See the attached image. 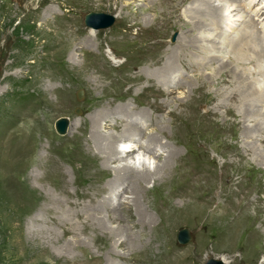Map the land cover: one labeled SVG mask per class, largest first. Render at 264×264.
Instances as JSON below:
<instances>
[{"label": "rangeland", "instance_id": "1", "mask_svg": "<svg viewBox=\"0 0 264 264\" xmlns=\"http://www.w3.org/2000/svg\"><path fill=\"white\" fill-rule=\"evenodd\" d=\"M122 1L131 3L130 9H125ZM150 1L153 0H0V264H58L60 258L76 259L79 263L83 261L82 264H89L80 250L74 248L72 252H67L63 248L67 241L75 244L78 239L88 247L90 252L88 254H92L90 258L99 257L102 264L108 260L112 249H116L120 254L134 256L132 247L119 245L121 240L119 238L103 245V249L99 250L96 242H93L92 231L78 237L68 235L60 242H49L35 233L33 229L35 225L32 222L34 218L44 217L60 225V220L53 213L46 214L47 216L42 214L45 205L43 202L38 203L47 198L43 192L55 193L57 189L53 185L55 179L51 180L52 176L48 178V183H45V189L42 187L43 183L38 184L39 182L33 180L36 176L32 173L38 172L36 164L40 155L53 159L58 165L44 164L38 174L44 176L48 169L58 170L61 173L60 181L65 182L67 188L65 193L60 191L61 200H68V208L75 210L76 207L77 213L83 206L78 199L75 201L77 197L74 196L80 182H86L96 190L100 189V184L110 183L109 179L113 178L110 173L109 178L102 179L106 173L104 167L107 160L91 143V134L94 132L97 134V130L100 136L118 133L114 130L113 121L120 118L119 115L112 119V126L103 122V127L100 126L101 129L97 130L95 129L99 125L95 124L96 120L93 118L100 110L112 111L116 108L115 97L118 100L123 98L118 104L128 102L126 104L137 107V115L139 109L148 114L153 113L152 107L146 104L148 102L157 104L163 102L168 105L161 104L155 107L161 114L158 115L160 119L152 127L154 134L151 140H154L155 145L157 143L160 145L162 139L164 144L168 143L172 147L167 150L162 149L161 145L158 156L144 158L153 168L159 161L165 159L171 149L178 148L176 164H173L179 175L167 180L161 192H151L142 200L143 207L146 206L149 213L155 216V223L159 221L160 215L156 209L163 206L160 202L162 203L164 199L170 201L176 199L178 205L188 202L195 205V211L187 209L181 214L178 213L170 218V223L163 229V234L167 235L178 254L184 258V263L206 264L208 259L215 258L223 260L225 264H264V139L261 140L263 142H259L260 132H257V135L253 134L254 138L250 139L249 134L244 133L234 118V113L240 111L241 107L244 109L254 105L251 101L253 97L246 98L244 93L240 95L242 92L234 97L232 88L238 90L239 83H235L238 79L231 73L227 78L226 71L220 74L217 72L220 62H233L228 60L229 55L232 56L229 54L231 47L227 46L229 38L237 34L249 19L264 21V10H260L264 2L212 0L215 5L221 7L220 11L224 15L235 9L231 16L236 13L232 18L233 23H237L236 29L233 33L224 31L223 27L199 30L202 35L211 38L221 34L216 38L222 44L216 41L212 42L213 46L212 43H208L202 48L208 55L217 54L221 60H215L208 65L206 60L199 58L198 61L203 63L200 69L185 68L179 64L178 69L182 76L172 74L167 78V81H171L169 85L176 87L173 91L174 96L168 98L158 94L157 90H142L143 84L138 85L140 81L134 77L143 76L137 73L141 72V69L142 72L149 70V79L161 81L158 76L164 65L158 67L156 62L160 59L169 60L171 57L177 60L178 55H167L166 49L171 43L175 44L178 37L188 34V39L194 38L198 29H190L189 24L175 17L172 8L164 6V0L156 1L155 6L151 5ZM247 1L251 5L254 4L250 9L238 8L242 2ZM192 2L193 0H188L181 4L180 13L188 21L191 20V8L197 6L191 4ZM229 5L230 9L227 10ZM255 7L259 10L251 13ZM145 8L147 11L141 14ZM91 12H103L113 15L115 19L111 26L95 29L99 31V36L89 44L94 43L96 46L86 47L91 29L86 24V15ZM134 12L139 14L138 19L133 15ZM223 18L226 19L217 17L212 21L217 20L220 25H225L228 21H224ZM261 30L264 31V26ZM149 35L151 36L148 38ZM240 47L245 49L243 46ZM259 47L264 48L261 40L257 44V48ZM256 66L257 63L252 66L253 68L250 66L247 69L232 63L230 70L243 75L250 70H259V66L255 68ZM202 74L213 80L209 79L210 86L208 84L203 88L200 84L201 87L198 89V78ZM249 78H253V75H249ZM179 79H182V82L177 84ZM259 79L252 84V88L264 83V77ZM131 84L136 87L137 92L134 90V93L128 95V86ZM156 85L163 87V90L169 87L160 83ZM221 93L226 96L222 98ZM103 105L106 109H103ZM109 106L110 108H107ZM260 109L264 110V105ZM37 114L47 127H42L35 121ZM254 117L247 118L245 125L251 127L256 125L261 130L264 129V118L257 115ZM85 118L91 125L86 127L87 129L84 125L81 126L83 128L81 130L75 129V124L84 121ZM60 119L68 123L65 134L57 127ZM147 119L139 117L138 124ZM253 119L255 120L250 122ZM223 123L229 125L227 130L223 129ZM71 124L74 129L69 133ZM131 124L133 123H129L130 127ZM252 140L254 142H249ZM140 141L144 139L141 138ZM168 156L166 157L170 160ZM132 157L143 158V154L138 151ZM132 157L130 161H133ZM177 161L182 165L181 168ZM132 175L134 177L135 173ZM153 177L144 183L148 190L155 188V178L158 174ZM178 184L179 187L175 190ZM36 186L41 190L33 191L32 188ZM130 186L131 181L125 184L118 197L110 191L109 185L106 186L108 190L103 187L101 192L104 196L106 194L108 200L115 197V200L124 201L131 196L128 193ZM107 202L104 200L102 204ZM130 203L133 204L131 199ZM46 206L53 207V204ZM87 209H84L83 213H78L80 216L78 221H85L82 216L86 211H89L86 215L89 217L111 214L91 209L89 206ZM245 212H250L246 222L239 218ZM136 214L135 211L131 216L130 213L122 212L126 221L121 225L127 227L128 237L144 231L139 225L140 216ZM244 225L248 229H245ZM113 226H118V223ZM183 228H187L192 236L187 244L178 241V234ZM56 229L58 232L62 231L60 226ZM150 229L148 228V231ZM144 238L152 239L151 236ZM115 258H118L117 264H134V261H123L118 255ZM110 259L113 261L114 258ZM40 260L45 262L41 263ZM62 263L64 262L59 261V264Z\"/></svg>", "mask_w": 264, "mask_h": 264}, {"label": "bare ground", "instance_id": "2", "mask_svg": "<svg viewBox=\"0 0 264 264\" xmlns=\"http://www.w3.org/2000/svg\"><path fill=\"white\" fill-rule=\"evenodd\" d=\"M156 1H160V0H153L152 2L150 1L151 2L150 4L155 6L157 3ZM186 1H188V0H164L165 4L164 3L163 4L166 8L171 7L172 10L175 12V17H179L180 19H182L181 20L182 22L189 24L191 26L190 29H193V30L198 29V32H197V34L194 35V38H191V39H190V37L188 39V37H187L188 34L181 37V38L178 37V41L175 44L171 43L169 45V48L167 47L168 48V49H166V52L168 53L167 55H174L175 56V54H177L178 58H177V60H174L170 56L171 58L169 60L164 61V60L160 59L156 62V66H158V67H161L162 64L164 65L162 67L164 69L161 71L160 76H158L159 78H161L160 79L161 81H156V79H154V78H153L154 80L149 79L150 78L149 77L150 76L149 70L142 72V69H141V72H137V73H140L143 75V76L138 75V76L134 77V79H138L140 81V82H138V85L143 84L141 87L142 90H145V91L147 89L157 90L158 94H162L163 96L165 95L168 98H171V96H174L173 91H174V88H176V87H174L173 85H172L173 86L172 87L171 84L169 85V82H171V81H167V78H168V75H172V74H174V76L175 75H178L179 77L182 76V74L179 73V69H178L179 64L184 66L185 68H190V69H193V68L198 69L199 68L200 69L203 66V63L198 61L199 58H201V60L202 59L206 60V64L214 62L215 60H221L220 57L217 56V54L208 55L207 54L208 52L205 53L202 50V48L206 47V44L216 42L217 41L216 37L219 34H216L215 37L211 38L209 36L202 35V33L199 30L212 29L215 27L216 28H220V27L222 28L223 27L224 31H226V32L229 31V33L230 32L233 33L234 30L236 29L237 23H233L234 19H232V18H233V16L236 15V13H234L233 16H231V15H232V11H234L235 9L231 10L229 12V14L224 15V13L222 14L220 11L221 7L219 8V5H215L214 1H212V0H205L204 2H201L200 0H193V2L191 4H196L197 6L193 9L191 8V10H190L191 20L188 21L180 13L181 8H182L181 4L186 2ZM225 1L236 2L237 0H225ZM122 2L125 5L124 6L125 9L126 8L130 9L131 3H128L127 1L126 2L122 1ZM263 2H264V0H263ZM239 7L241 9L245 8V6L243 5V2L238 6V8ZM229 9H230V5L228 6L227 10H229ZM260 10L261 11L264 10V4ZM146 11H147V9L145 8L140 13L142 14V13H145ZM160 11H161V9H160ZM158 13L160 15V12H158ZM131 15H132V13H131ZM133 15H135L136 19L139 18V14L137 12L136 13L134 12ZM217 17H220L221 19H222V17H225L226 19L223 18L224 21L226 20L228 22H226L225 25H223V24L220 25V23H218L219 21L218 22H217V20H216V22L212 21V19L215 20ZM208 19H211V20L207 21ZM158 20H159V17H158ZM261 21H263V19ZM261 21H258V19H257V21H255L254 19H252V20L249 19L247 21V23L243 24V28L240 31H238L237 34L235 33L229 38V42L227 43V46L231 47L229 54L232 55V56L229 55L228 60H230V61L232 60L233 61L232 63H235L237 67H241V68H243V67L247 68L250 66H251V68H253L252 66H255L257 63V66H259V70H250L247 73L240 75L239 72L236 73L233 70H230L232 63H229L226 61L220 62V65L217 68L218 74L224 73V71H226L225 74L228 78L229 74L231 73L233 76H235V78L238 79L235 83H237V84L239 83V85H238L239 88L243 87V89H240V90H239V88H238V90H234V88H232V91H233L232 95L234 97H236V95H238L240 92H242V93H240V95L241 94L243 95V93H244L246 98L250 97V96L253 97V99L251 101L253 102L254 105L253 106L249 105L250 107H246L244 109L241 107L242 108V110L240 108L241 112L237 110L238 112L234 113V118H235V120L238 121V126L241 129H243L244 133H247V135L249 134L250 139L254 138L253 134L260 132L261 133V135H260L261 139L259 140V142H263L261 140L264 139V132H263L264 129L261 130V128L256 126V125H254V127L246 126L247 124L245 125V123L247 122V118H251V119L255 118L254 117L255 115H257V117L261 116L264 118V110L260 109V107L262 105H264V83H260V86H256L255 88H252V84L257 82L258 78L261 79L262 77H264V48L263 49H260V47L257 48V44H259L260 40L262 41V44L264 45V31L261 30V28L264 26V21L262 22L263 24L261 26H259ZM234 24H236V25H234ZM238 24L240 25L241 23H238ZM88 27H90L91 29H89L90 33H88V36H87L86 44L88 46H86V47L96 46L94 43H93V45L89 44V42H93L99 36V34H98L99 31L95 30L97 28H94L92 26H88ZM130 27H132V26H130ZM253 35H256V37H253ZM150 36L151 35H149L148 38ZM184 38H186V41H184ZM203 42H206V43H203ZM217 43L222 44V42H220L219 40L217 41ZM213 44L214 43H212L211 46H213ZM240 46L245 47V49H243ZM97 47H98V44H97ZM113 51L115 53L114 49H113ZM257 66L255 68H258ZM198 74H201V73H198ZM246 75H247V77H246ZM249 75L250 76L253 75V78H249ZM210 78L211 77H208L205 74L200 75L198 78V80H199L198 89H200L201 86L203 88H206L207 85L209 84ZM181 82H182V79H179L177 84H180ZM188 82H191V81H188ZM157 83H160L161 85L162 84L168 85L169 87L168 88L166 87V90H163L162 89L163 87L156 85ZM193 83H195V82L193 81ZM189 84H185V85L188 86ZM200 84H201V86H200ZM192 85H194V84H192ZM250 85H251V87H249ZM208 86H210V84ZM224 86H222V87H224ZM234 86L235 85H233V87ZM128 87H129V90L127 91L128 92L127 94L129 95L131 93H134V90L136 89V87L133 84H131ZM56 88H59V87H55V89ZM59 89H61V88H59ZM214 89H215V87H214ZM220 96L223 98L226 95L222 94ZM116 98L117 97L114 98V101H115L114 106H116V108H114V109L111 108L112 111L100 110L99 112L95 113V117H93V118H95L94 120H96V121H94L95 124L99 125L95 129V130H97V129H101V127H103L102 126L103 122H105V124L108 126H112L111 125L112 119H115V116L119 115L120 118H117L113 121V126H114V130L120 134L117 135L118 133L117 134L112 133L111 135H103L102 134L103 136H100V134L98 135V130H97V134H95V132L91 134V139H92L91 143L94 145L96 150L98 149L99 153L102 152L104 154V157L107 160V162L104 161L107 165H105L106 167L103 166L106 173L104 174L102 179L109 178L108 173H110L113 178L109 179L110 180L109 184H107V183L106 184L105 183L100 184L99 190L94 189L90 184H88L86 182H80L79 186H77V188L75 189L76 191L74 192V196L77 197L75 199V201L78 199L79 200L78 202L81 203V205H83L82 209L80 208L81 210L78 213H83L84 209L88 210L87 206H89L91 209L93 208L94 210H101L102 212H106V213L110 212L111 214L104 215V216H95L94 215L93 217H89V215L86 216L89 213V211L88 212L86 211L85 215L82 216L83 217L82 219H85V221H82V220L78 221L80 216L77 213V208L75 207V210L74 209L71 210V208L69 209L68 208L69 201L68 200H66V201L61 200V195H59L60 191H63L62 193L67 192V188L64 185L65 182H61L60 178H59V174L61 175V173L55 169H53V170L48 169L47 171H45L46 173L44 176L42 174H38L40 169L43 168L44 164H51L52 166L58 165L53 159H50L49 157H47L45 155H40V158L38 159L37 164H36L37 165L36 171L38 170V172L35 173V171H34L35 174L32 173V175L36 176L33 180L39 182L38 184L43 183L42 187H43V189H45V187H46L45 183H48V178L50 176H52L51 180L55 179L53 182V185H55L57 189L55 190V193H51L49 191L43 192V195H45V197H47V198H45V201H43V199H44L43 198L42 201H38V203L43 202L44 203L43 205H45L42 209V214L44 213L45 216H47L46 214L50 215L53 213V215H56L58 217V219L60 220V225H58L57 223H53V222L49 221L47 218L37 217V218H34L32 220L33 224L35 225V228H33V229H34L35 233L40 238L48 240L49 242H60L64 238H66L68 235H73L75 237L76 236L78 237L82 234H86L87 232L92 231L94 233V236L92 237L93 242L94 241L96 242V246L99 250L103 249V245L110 243L111 241H113L116 238H119V240L121 239L120 244H119L120 246H125V245L127 246L128 245L129 247H132L131 250L134 252L133 257H130L129 254H127V255L126 254H120L116 249H112V253L109 252L108 260H106V262L104 264H117L116 260L118 258H115L116 255H118L125 262L134 261V264H143V263L144 264H150V263H155V264H185L184 258L178 254L177 250L174 248L172 243L166 237L167 235L163 234V231H164L163 229L165 228V226L168 223H170V218H172L173 216H176L178 213L181 214L187 209L195 211V209H196L195 205L192 202L191 203L188 202V203H185L183 205H178L177 204L178 200H176V199H173V200L171 199V201L168 199H164V201L162 203L160 202V204H163V206L162 207L158 206L156 209V210H158L160 215H159V221L155 223V221H156L155 216H153L151 213H149V210L146 206L143 207L144 201L142 200L143 197L149 196V194L151 192H154V193H156L158 191L161 192V190H163L162 186L164 185V183H166L167 180L169 181L172 177L179 175L175 171V165L173 164L176 162L175 156H177V154H178V148L176 147L177 150L174 148L171 149L169 151V154H167L166 151L168 150V148L171 145L169 146L168 143L164 144L162 139H161V142L158 140V142H160V145H159V143H157V145H155L153 142L154 140H151L152 135L154 134V129L152 130V127L155 126L158 119H160L158 115L161 114V112L157 111L159 109H157L155 107H159V105H161V104L163 106H168V105L166 103H163V102L158 103V104L148 102L146 104H148V106L150 105L152 107V109L154 110L153 113L148 114L146 111H142L139 109V112L137 115V109H138L137 107L135 108L129 104H126L128 102L118 104V101L120 102L121 99H123V98H120L119 100H118V98L117 99ZM233 99H235V98H233ZM229 102H231V101H229ZM146 104H144V105H146ZM244 107H245V104H244ZM104 108L106 109L105 105H103V109ZM107 108H110V106ZM126 108H129V109L126 110ZM253 108H259V109L254 110ZM147 109H148V107H147ZM45 114H46V112H45ZM139 117H142L145 119L148 118V119L145 120V122H141L138 124ZM172 117H173V115H172ZM226 118H227V116H226ZM85 120H87V118H85ZM106 120H107V122H106ZM254 120L255 119H253L250 122H253ZM35 121L39 122L42 125V127H47V125L42 122L43 120L41 119L40 116H38V114L35 117ZM84 121L81 120V122H79V123L77 122L75 124V129L81 130V129H83L81 126L84 125V128H86V127L88 128L91 125L89 120H87L86 122H84ZM129 123H133V125L131 124V127H130ZM252 124H250V125H252ZM222 125H223V129H225V130H227V128L229 127V125H227L225 123H223ZM72 129H74V126L71 124L68 132L70 133V131ZM156 131H158V130H156ZM160 134H161V132H160ZM166 135H164V136H166ZM141 138L144 139V141H140ZM167 138L169 139V137H167ZM111 139H113V141H111ZM249 142H254V141L252 140ZM176 144L179 145V143H176ZM161 145H162V149L167 148V150L164 152H166V154L170 156V157L168 156V158H170V160L167 159V157H166L167 155H166L165 159L163 161L162 160L159 161V163H157L153 168H151V163L147 164V161L145 160L144 156H149L150 158H152V157L154 158V157L158 156L159 155V148ZM172 145H175V144H172ZM185 147L188 148L186 145H185ZM136 149L138 151H141V153L143 154V158L140 157L139 159H136V158L132 157L135 153L138 152V151L134 152V150H136ZM258 149L260 150V148H258ZM179 152H181L180 149H179ZM93 154L95 155V153H93ZM262 154H263V150H262ZM131 157H132V159L134 158L133 161H130ZM172 157L174 159H171ZM137 161H138V163H137ZM178 161H177V164H178L179 168H181L182 165L179 163L180 161L179 162ZM132 173H135L134 177H132L133 176ZM155 174H158V177L155 178V181H156L155 188L153 187V189H149V190L146 189L147 187L146 188L144 187V183H146L150 179H153L154 178L153 176ZM106 175H107V177H106ZM136 180H137V182H135ZM130 181H131V186H130L128 193L131 196L128 197L127 200L124 199V201H121L119 199L115 200V197L116 196L118 197L120 195L121 190H124L125 184H128V182H130ZM108 185L110 187V191H113L115 193V197H111L109 200H108V198H106V194L104 196V193L101 192L102 188L103 187L106 188V186H108ZM178 187H179V184L175 187V190H177ZM188 188H190V187H188ZM180 189H183V188H180ZM32 190L33 191H36V190L40 191L41 189L36 186V187H33ZM130 199H131V201H133V204L130 203ZM71 200L72 199H70V201ZM104 200L108 201L107 204H102V202ZM160 200H162V199L160 198ZM157 202H159V201H157ZM47 204H51V205L53 204V207H47L46 206ZM134 204L136 206L135 209H134V207H135ZM77 207H78V205H77ZM67 208H68V210H67ZM60 209H62V211ZM133 209L137 213L136 215L140 216V221H141L140 223L141 224H139V225L143 227L144 231L141 234L133 233V237L132 236L128 237L127 227L125 225H121L122 222L126 221L124 215H122V212L125 211V213H130V216H131L134 213ZM216 216H218V215H216ZM249 216H250V212H248V213L245 212L239 218L246 222V218ZM80 222H81V224H80ZM115 223H118V226H113V224H115ZM245 225L243 227L245 229H248L245 227ZM59 226L62 229L61 232H58V230L56 229ZM151 226H153V227H151ZM148 228H151L150 231H148ZM146 236H151L152 239L150 240V238H149V240H148L147 238H144ZM178 236H179V234H178ZM81 241L82 240L78 239L75 244H73L70 241L69 242L67 241V244H65L63 248L67 252H72L74 248L80 250L82 253V256L85 255V257H86V263L102 264L99 257L95 258L92 256L90 258V256L92 254H88V253H90L88 251V247L84 246V244L82 243L83 241L82 242ZM178 241H179V238H178ZM179 242L182 243L181 241H179ZM182 244H187V243H182ZM110 249H111V247H110ZM114 253H116V254H114ZM110 254H112L111 256L114 258V259H112L113 261H111V259H110V258H112L110 256ZM46 255H49V253H47ZM138 255H140V257H137ZM62 258H64V257H62ZM58 260L64 262L62 264H65V263H68V264H77V263L80 264L81 263L82 264V262H83L82 261L79 263L76 259H72V260L69 259L70 260L69 261V260L60 258ZM225 260H226V258H225ZM59 261H58V264H59ZM40 262L43 263L45 261L40 260Z\"/></svg>", "mask_w": 264, "mask_h": 264}, {"label": "water", "instance_id": "3", "mask_svg": "<svg viewBox=\"0 0 264 264\" xmlns=\"http://www.w3.org/2000/svg\"><path fill=\"white\" fill-rule=\"evenodd\" d=\"M114 16L109 15L103 12L97 13V12H91L86 15V24L88 26H92L94 28H104V27H109L112 25L114 22ZM67 121L64 119H60L57 122V127L61 133H64L67 128ZM179 241L182 243H188L191 239V233L187 228H183L179 232ZM206 264H225L223 260L220 259H215V258H210L207 260Z\"/></svg>", "mask_w": 264, "mask_h": 264}]
</instances>
